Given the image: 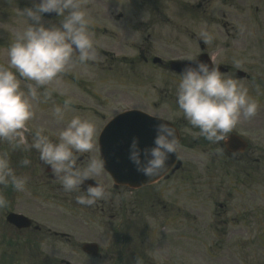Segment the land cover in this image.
<instances>
[{
  "label": "flooded vegetation",
  "instance_id": "flooded-vegetation-1",
  "mask_svg": "<svg viewBox=\"0 0 264 264\" xmlns=\"http://www.w3.org/2000/svg\"><path fill=\"white\" fill-rule=\"evenodd\" d=\"M189 12L196 13L197 30L187 37H191L187 42L197 50L181 48V61L186 62L184 57L188 53L203 61L214 58L223 73L242 81L253 92L260 88L261 95L256 99L258 115L252 121L242 119L221 144L205 140L198 130L195 135L183 133L180 116L173 122L181 147L172 169L145 185L115 182L104 171L101 180L111 195L91 207L76 204L72 194L62 191L50 167L39 158H30L31 166H22L19 172L31 177L25 194L11 187L3 192L9 204L1 209L0 239L16 249L5 254L1 264H174L171 253L175 247L178 253L181 249V170L185 166H195L198 170L202 167L199 181L194 182L195 191L211 202L208 229L216 239L214 246H226L227 264L232 263L229 254L236 243L242 244L245 232L264 228V220L260 218V214L264 216V56L247 57L251 54L247 38L246 46L240 37L234 36L235 46L229 39L216 48L215 39L205 43L198 36L202 29L210 28L207 29L210 31L218 24L224 26L225 34L245 36L249 31L245 23L261 28L264 0H222L219 14L214 0H199ZM234 60L240 61L239 68L234 66ZM149 127L138 139L142 146L151 145L155 135L152 125ZM184 177L187 178L186 174ZM235 191L241 196L236 202L241 206L239 210L229 201V195ZM170 192L173 196L166 197ZM256 195L259 202H250ZM256 210L258 213L254 215ZM240 224L247 227L237 233L235 228ZM89 244L99 247V255L83 250ZM159 257L158 263L155 258ZM221 258H217L216 264H223ZM177 260L181 264L179 254Z\"/></svg>",
  "mask_w": 264,
  "mask_h": 264
},
{
  "label": "clouds",
  "instance_id": "clouds-1",
  "mask_svg": "<svg viewBox=\"0 0 264 264\" xmlns=\"http://www.w3.org/2000/svg\"><path fill=\"white\" fill-rule=\"evenodd\" d=\"M88 0H25L18 15L26 18L22 29L13 33L7 48V61L0 64V187L15 192L26 190L31 177L13 166L11 152L38 154L39 161L50 167L62 191L72 194L76 204L91 207L106 200L111 193L102 182L106 161L98 154L96 122L73 111L74 97L67 93L63 77L81 65L99 59L93 38V20L87 10ZM54 14L59 18L53 23ZM198 36L209 43L214 34L202 29ZM188 61L176 85V104L184 119L198 135L212 144L226 142L242 119L256 116L259 104L240 80L220 70L214 58L200 60L188 53ZM234 66H241L239 60ZM23 83V86H22ZM63 96L57 103L55 96ZM40 104H50L54 123L35 126L33 120ZM151 145H141L133 138L128 145V159L148 180L166 169L169 158L179 155L180 141L172 125V116H157ZM25 156L19 165L29 167ZM93 178L96 183H85ZM9 201L0 192V209Z\"/></svg>",
  "mask_w": 264,
  "mask_h": 264
},
{
  "label": "rangeland",
  "instance_id": "rangeland-1",
  "mask_svg": "<svg viewBox=\"0 0 264 264\" xmlns=\"http://www.w3.org/2000/svg\"><path fill=\"white\" fill-rule=\"evenodd\" d=\"M146 1L147 2L139 6L134 13L132 9H129L127 12L124 4H118L107 0H88L87 10L90 12L93 20V38L100 45L98 50L106 48L102 45L105 42L109 51L105 52L106 56L103 57H100L98 53L99 59L97 61H90L86 65H81L72 72L65 74L63 77L64 87L67 93L74 97L75 105L91 104L93 101L91 98H94L96 94L101 95L96 97L97 100L103 99L104 95L116 96L117 99H121L119 101L120 103L125 99L131 106H136V108L143 110L147 109L154 113L163 112L168 116H172L174 121L178 120L181 116L182 128L184 129L183 133L195 135L198 129H194L188 124L176 104L175 92L178 77L176 81L167 79L162 70L157 72V70H154L155 68L150 69L149 67L151 66L147 67L144 61L141 63L142 68H140L139 64L136 62L121 63L117 60V55H119L120 52L131 55L132 58L133 56L138 57L140 48L141 50H147L151 52V54H157L161 57H172L171 54H173L176 58H181V48L187 49L188 51L197 50L192 44L187 42V40L192 37L191 35L193 32L197 30L196 19L194 18L196 13L189 12L192 7L187 6V12L185 13V4L181 5V0H152L151 6H154L155 11L152 17L148 9V0ZM24 4L25 0H0V64H4L7 61L6 52L13 37V33L26 26V18L18 15V10L22 8ZM115 11H117V13ZM118 12H122L121 15L117 16ZM121 17H124V19H120ZM58 19L59 18L50 19V21L56 23ZM168 20H170V23H167ZM245 24L246 29L249 30L246 36L243 33L225 34L222 24L215 25L213 29L210 30L214 34L215 41L217 42L215 47L219 48L222 41L229 39L231 40V45L233 44V46H235L234 36H236V39L240 37L242 43L246 46L247 38L250 42V50H248V53H251L248 54L247 57L256 59L263 57L264 25H261L260 28V26L257 25L251 27L247 23ZM203 25L204 24H201V26ZM166 28L171 32H167L168 29L166 30ZM103 29H106V31H108V29L112 31L115 30L118 31V33L114 34L108 32L106 35L110 36V38L105 37V31H103ZM182 30L183 33L181 34ZM187 34L191 37L187 38L186 36H181ZM106 39H113V42L110 40L108 43ZM161 41L163 43L158 46L157 44ZM256 41L258 44H256ZM132 47L135 49H132ZM257 47H259V49ZM165 51L172 53L169 54ZM90 64L95 65L97 68H90ZM104 66L108 68L105 71H101L100 68ZM114 69L115 71H113ZM131 71L134 72L133 76L130 75ZM127 72L129 74H127ZM99 81H103L104 84L113 85L118 81L120 84H124L125 87H128L130 91L125 88H110V85L103 84H101L100 87L98 85L92 87L98 84ZM82 88H84V90H81ZM107 88L109 89L102 93V91ZM249 92L250 95L257 100L261 95L260 88H256L255 92L249 88ZM167 93L168 96L166 97L164 94ZM154 94L162 96H159L156 102H147L148 98L152 100L151 96ZM260 101L261 100H259V102ZM99 108L104 109L103 106H99ZM79 112L81 111L74 107L73 111L70 112L68 116L69 118L74 114L84 116ZM96 116L100 117V123L104 125L112 119L111 117L114 116V114L97 113ZM95 120L97 123L99 122L97 117ZM250 121H252V118H250ZM32 123L35 126L43 124L56 128L62 126L54 123V118L51 116V106L43 104L37 107L36 115ZM100 126L101 125H99V127ZM3 149L4 145H0V151H3ZM21 152L22 157H19V153L18 157L15 152H11L10 154L13 166L17 167L18 172H20L22 168V166L19 165V161L30 154L28 151ZM187 153L192 154L193 152ZM15 160L18 161L16 165ZM203 168H206L205 163L203 164ZM191 169L193 168L190 166L185 167L186 172L190 174H192ZM201 169H199L198 172L195 170L194 176L186 179L190 180L191 183L198 182V173L201 172ZM203 178L208 180L205 176H203ZM193 187L195 188V186L189 185L188 183L181 185V212L194 214L191 215V217H195L199 231H194L185 225H181V264H216L218 257H222L221 259L224 258L223 264H227L228 256L226 246H220L218 248L214 246L216 239L210 234L208 229L209 224H211V202L208 197H201L194 194ZM3 189V187H0V191H3ZM22 194H25V192H22ZM173 194V192H170L166 197L171 198ZM175 195L177 194L175 193ZM240 198L241 196L238 191H235L233 195H229V201L232 202V207L236 210L241 208L240 205L236 204ZM251 201L259 202L258 195H256L254 200H250V202ZM257 213V210L254 211V215ZM2 215L3 213L0 211V217H2ZM260 218L264 220L263 214H260ZM238 222L247 224L245 221L238 220ZM251 222L256 224L261 221ZM241 224L236 226V232L247 227ZM241 240L242 244L236 243L233 252L229 254L232 261L231 264H264V228L259 231H253L252 229L251 231L245 232ZM217 242L221 243L219 239H217ZM11 249L15 250L16 248L10 247L8 242L4 244L0 239V264L4 255L10 254L9 251ZM217 249L219 250L218 252H216Z\"/></svg>",
  "mask_w": 264,
  "mask_h": 264
},
{
  "label": "water",
  "instance_id": "water-1",
  "mask_svg": "<svg viewBox=\"0 0 264 264\" xmlns=\"http://www.w3.org/2000/svg\"><path fill=\"white\" fill-rule=\"evenodd\" d=\"M113 136H114V135H112V137L110 138V140H112V142H113V140H114V142H113V143H115V139H113ZM113 155H114V154H111V155H110V156H111V158L113 157ZM110 156H108L107 158H106V156H105L106 165H107V166H109V167H111V165H110V164H111V163H110L111 161H110V159H109V158H110ZM107 161H108V162H107Z\"/></svg>",
  "mask_w": 264,
  "mask_h": 264
}]
</instances>
